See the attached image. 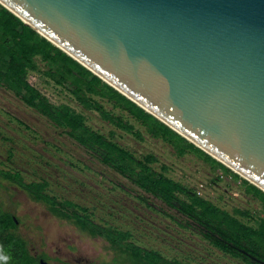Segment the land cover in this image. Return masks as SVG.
Listing matches in <instances>:
<instances>
[{
    "label": "water",
    "instance_id": "1",
    "mask_svg": "<svg viewBox=\"0 0 264 264\" xmlns=\"http://www.w3.org/2000/svg\"><path fill=\"white\" fill-rule=\"evenodd\" d=\"M0 3L264 193V0Z\"/></svg>",
    "mask_w": 264,
    "mask_h": 264
},
{
    "label": "rangeland",
    "instance_id": "2",
    "mask_svg": "<svg viewBox=\"0 0 264 264\" xmlns=\"http://www.w3.org/2000/svg\"><path fill=\"white\" fill-rule=\"evenodd\" d=\"M27 57L30 54L24 53ZM35 69H24V80L39 90L48 102L65 108L102 139L83 145L70 135L69 127L50 118L28 99L16 95L5 72L0 77V168L17 170L26 182L44 179L46 194L58 201H68L88 209L95 226L113 227L129 233L127 242L158 252L168 261L180 264H264V260L247 255L245 261L236 254L223 252L206 237L209 230L177 207L166 205L159 197L143 191L111 165L101 160L104 152L96 147L114 143L130 158L122 161L129 171H139L141 158L151 154L148 165L167 180L182 184L192 194L210 202L211 218L223 213L245 227L258 230L264 220V205L245 192L241 178L213 168L200 154H181L131 120L134 131L127 132L102 120L93 107L77 100L67 86H55L47 77V66L38 56L32 58ZM11 63L0 53V63ZM104 110L120 112L96 96ZM55 107V108H56ZM108 145V144H107ZM229 169V168H228ZM0 204L19 219L16 233L26 238L32 253L44 252L48 263L63 260L75 263L84 258L89 264L122 263L125 256L100 237L80 232L68 221L56 217L44 203L32 202L16 186L0 183ZM181 191L176 196L187 197ZM255 231V232H256ZM259 234V233H258ZM254 233L252 240L264 250V241ZM2 256V255H1ZM77 257V259L75 258ZM264 259V258H263ZM76 264H79L76 262Z\"/></svg>",
    "mask_w": 264,
    "mask_h": 264
},
{
    "label": "trees",
    "instance_id": "3",
    "mask_svg": "<svg viewBox=\"0 0 264 264\" xmlns=\"http://www.w3.org/2000/svg\"><path fill=\"white\" fill-rule=\"evenodd\" d=\"M30 54V58L24 53ZM0 53L6 54L11 63H0V77L5 72L10 84L16 88V95L28 99L36 104L47 116L54 119L61 125L69 127V134L76 137L83 145L102 139L94 133L88 126L84 125L80 119L74 117L65 108L56 107L48 102L42 93L31 87L24 80V69H35L37 66L33 62V57L38 56L47 66V77L55 84L65 85L70 89L75 98L81 101L86 107H93L100 113L102 120L109 122L117 128L127 132L134 131V126L128 120L133 121L145 129L154 139H159L169 145L176 155L200 154L204 160L213 168L220 167L227 174L241 178L238 174L224 166L223 163L208 156L204 151L188 141L184 136L179 135L174 130L158 121L151 113L143 110L134 102L119 93L115 88L105 84L99 77L94 75L81 63L70 57L66 53L56 48L51 42L40 35L36 30L25 25L19 18L11 14L6 7L0 3ZM91 96H96L109 102L120 114L110 110L106 111ZM56 107V108H55ZM108 144V145H107ZM96 148L102 150L104 154L101 160L107 165H111L121 175L127 177L143 191L159 197L166 205L177 207L184 212L194 222L204 226L209 230L207 238L215 247H219L223 252L236 254L239 258L249 261L247 255L255 256L264 260V250L257 243H253L254 233H259V238L264 241V220L260 221L258 230L245 227L236 219L223 213L217 219L211 218L213 207L210 202L192 194L182 184L167 180L161 174L152 170L149 162L154 158L151 154H146L141 159L140 170L131 172L122 161L129 159V152L118 148L114 143L108 141ZM9 181L23 189L26 195L35 203H44L50 211L57 217L73 224L80 232L88 233L90 236L100 237L119 250L127 264H180L177 261H168L158 252L151 249L141 250V248L127 242L129 233L116 230L113 227L95 226L89 219L88 209L78 204L68 201L60 202L46 192L49 186L47 181L27 183L17 170H0ZM245 187V192L254 196L264 205V193L256 185H252L247 180L241 178ZM187 199H179L176 192L181 191ZM17 221L8 210L0 206V250L9 258L10 264H40L39 257L33 256L27 248V241L16 234ZM256 231V232H255ZM253 264V263H252ZM255 264V263H254Z\"/></svg>",
    "mask_w": 264,
    "mask_h": 264
},
{
    "label": "flooded vegetation",
    "instance_id": "4",
    "mask_svg": "<svg viewBox=\"0 0 264 264\" xmlns=\"http://www.w3.org/2000/svg\"><path fill=\"white\" fill-rule=\"evenodd\" d=\"M3 169H9V167H2V169L0 168V170H3ZM9 172L11 173V169H9ZM23 178V177H22ZM26 182V181H25ZM0 183H8V185L9 186H11V185H14V186H16L17 187V189H19V190H21L25 195H26V193H25V191L23 190V189H21L20 187H18L17 185H15L14 183H12L11 182V180L9 181L6 177H4V175L2 174V176H1V173H0ZM27 183H29V182H27ZM1 188V187H0ZM27 196V195H26ZM28 197V196H27ZM29 198V197H28ZM30 199V198H29ZM31 200V199H30ZM32 201V200H31ZM32 202H34V201H32ZM0 206L3 208V209H5V210H8V207L7 206H5L4 204H0ZM8 212H10V214H12V216H13V218H15L16 220H18L17 221V224H16V231H17V229H18V224H20V221H19V219L15 216V214L12 212V211H9L8 210ZM57 217V216H56ZM16 234H18V233H16ZM20 235V234H19ZM21 236V235H20ZM93 238H95V236H92ZM24 238V237H23ZM25 239V241H27V248L29 249V251L31 252V250H30V247H29V243H28V240H26V238H24ZM108 243V242H107ZM2 255V256H1ZM32 255L33 256H36V257H39L40 256V259H39V263L41 264V262H44L45 264H50V263H48V260H49V258H48V255L47 254H45L44 252H40L39 254H34V253H32ZM76 259H77V257H75ZM113 259V258H112ZM112 259H111V261L110 262H103L102 264H111L113 261H112ZM77 263H79V264H89V262H88V260H86V259H84V258H80V257H78V259L77 260H75ZM76 262L75 263H72V262H70V260H61L60 262H56L55 264H76ZM0 264H10L9 263V258H8V256H6L5 254H4V252H1V250H0Z\"/></svg>",
    "mask_w": 264,
    "mask_h": 264
},
{
    "label": "built area",
    "instance_id": "5",
    "mask_svg": "<svg viewBox=\"0 0 264 264\" xmlns=\"http://www.w3.org/2000/svg\"><path fill=\"white\" fill-rule=\"evenodd\" d=\"M49 79H50V78H49ZM49 82H51V83L54 84L55 86H58V87L60 86V85H58V84H55V83L53 82V80H51V79H50ZM60 87H61V86H60Z\"/></svg>",
    "mask_w": 264,
    "mask_h": 264
}]
</instances>
